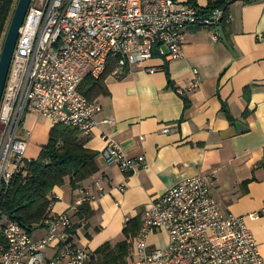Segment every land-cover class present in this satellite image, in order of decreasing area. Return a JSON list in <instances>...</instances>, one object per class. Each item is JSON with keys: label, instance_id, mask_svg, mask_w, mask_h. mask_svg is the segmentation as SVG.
<instances>
[{"label": "crops", "instance_id": "crops-1", "mask_svg": "<svg viewBox=\"0 0 264 264\" xmlns=\"http://www.w3.org/2000/svg\"><path fill=\"white\" fill-rule=\"evenodd\" d=\"M175 1L209 5V0ZM216 32L213 41L211 30L189 28L179 59H155L147 71L133 67L121 78L107 77V93L94 100L102 108L98 125L90 137L82 136L96 155L98 172L77 189L69 180L54 188L57 201L51 207L53 215H72L80 228L71 241L89 255L122 241L126 224L135 218L142 223L147 207L171 188L214 176L211 197L223 214L244 218L264 264V0H231ZM195 81L197 87L189 90ZM53 127L35 113L24 116L20 139L28 145V159L39 157ZM111 143L131 159L144 156L147 168L133 174L108 167L104 152ZM82 192L93 201L87 203L91 215L80 219L70 209ZM46 233L40 227L32 236ZM134 238L128 264L137 258ZM166 242L165 233H154L151 250L164 249Z\"/></svg>", "mask_w": 264, "mask_h": 264}, {"label": "built area", "instance_id": "built-area-1", "mask_svg": "<svg viewBox=\"0 0 264 264\" xmlns=\"http://www.w3.org/2000/svg\"><path fill=\"white\" fill-rule=\"evenodd\" d=\"M225 17V9L208 12L175 0H32L0 105V195L31 161L20 139L27 113L88 138L102 108L79 91L85 78L100 79L111 65V75L121 78L133 67L147 71L155 59H179L187 29H209L217 41ZM197 85L192 82L189 90ZM104 159L122 173L147 168L144 156L131 159L115 143L106 147ZM213 179H187L147 207L132 264H263L244 218L223 214L211 197ZM82 195L71 213L93 201L88 192ZM72 226L69 212L51 214L43 224L46 235L35 239L0 214V264H88L89 253L70 242ZM156 232L167 235L164 249L151 250Z\"/></svg>", "mask_w": 264, "mask_h": 264}, {"label": "trees", "instance_id": "trees-1", "mask_svg": "<svg viewBox=\"0 0 264 264\" xmlns=\"http://www.w3.org/2000/svg\"><path fill=\"white\" fill-rule=\"evenodd\" d=\"M17 2L18 0H0V52ZM230 2L231 0H209L206 10H227ZM113 69L111 65L100 79L85 78L79 91L90 101L106 94L105 81ZM167 76L169 77L168 73ZM224 113L230 118L225 107ZM85 140L75 128L61 125L53 127L48 144L42 148L39 157L26 162L9 188L0 195L1 216L14 221L30 235L43 227L45 220L51 215L52 205L57 201L53 195L54 188L62 187L69 180L70 186L77 189L98 172L96 155L85 147ZM90 215L87 203L75 213L80 219ZM141 225L140 218L129 221L123 230V240L115 245L105 243L99 247L90 255L88 264H128L132 239L140 231ZM79 228L75 224L69 234L75 236Z\"/></svg>", "mask_w": 264, "mask_h": 264}, {"label": "water", "instance_id": "water-1", "mask_svg": "<svg viewBox=\"0 0 264 264\" xmlns=\"http://www.w3.org/2000/svg\"><path fill=\"white\" fill-rule=\"evenodd\" d=\"M31 1L32 0H18L10 19L4 42L2 44L0 52V105L9 74L13 53L19 37V30L24 23L26 14L31 5Z\"/></svg>", "mask_w": 264, "mask_h": 264}, {"label": "rangeland", "instance_id": "rangeland-1", "mask_svg": "<svg viewBox=\"0 0 264 264\" xmlns=\"http://www.w3.org/2000/svg\"><path fill=\"white\" fill-rule=\"evenodd\" d=\"M8 26H9V23H8ZM8 26H7V29H8ZM6 32H7V30H6ZM6 34V33H5ZM4 38H5V36H4ZM3 42H4V39H3Z\"/></svg>", "mask_w": 264, "mask_h": 264}]
</instances>
